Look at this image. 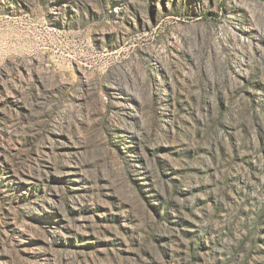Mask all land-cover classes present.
Returning a JSON list of instances; mask_svg holds the SVG:
<instances>
[{"label":"rangeland","instance_id":"374dc122","mask_svg":"<svg viewBox=\"0 0 264 264\" xmlns=\"http://www.w3.org/2000/svg\"><path fill=\"white\" fill-rule=\"evenodd\" d=\"M0 264H264V0H0Z\"/></svg>","mask_w":264,"mask_h":264}]
</instances>
